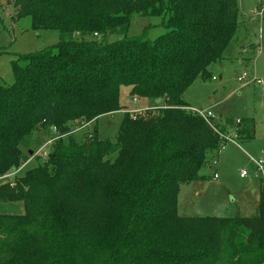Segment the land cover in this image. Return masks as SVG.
<instances>
[{"label":"trees","instance_id":"1","mask_svg":"<svg viewBox=\"0 0 264 264\" xmlns=\"http://www.w3.org/2000/svg\"><path fill=\"white\" fill-rule=\"evenodd\" d=\"M13 5L16 21L29 18L33 30L57 31L61 40L24 57L14 65V84L0 86V179L23 164L20 145L33 133L54 127L68 137L56 141L44 164L0 183V202L25 208L21 216L0 215V264H264L262 188L257 217L177 213L182 186L200 180L222 143L185 109L183 95L198 79H211L210 67L224 59L243 24L238 0ZM136 15L163 17L167 32L154 41L71 39L124 32ZM123 88H130L126 98L161 106L144 116L123 113L113 142L96 130L71 136L74 124L121 112ZM250 122L238 124L249 137ZM233 124L216 126L227 134Z\"/></svg>","mask_w":264,"mask_h":264},{"label":"rangeland","instance_id":"2","mask_svg":"<svg viewBox=\"0 0 264 264\" xmlns=\"http://www.w3.org/2000/svg\"><path fill=\"white\" fill-rule=\"evenodd\" d=\"M14 1L0 0V86L3 87L14 84L15 64H21L26 56L53 49L61 40L57 31L33 30L29 18L16 21ZM238 2L243 24L224 59L210 67L211 79L205 82L198 79L183 95L190 107L210 111L217 118L215 124L225 119L234 121L226 132L234 136L236 142H227L220 154H209L207 163L199 172L200 180L182 186L177 206L180 217L230 219L258 216L257 196L261 194L263 176L254 161L264 158V89L255 82H246L254 79L264 81V16L255 18L254 15L264 9V0ZM162 23L161 16L136 15L124 32H110L98 38L76 34L71 39L102 40L108 44L125 38L154 41L167 32ZM243 47L248 50L247 56L242 53ZM250 57H254L253 60ZM244 73L248 75L247 80L239 82L238 78ZM127 96L128 92H122L123 107ZM153 103L150 101L148 107L147 102L139 99L131 108L147 109ZM151 113L147 111L141 115ZM123 118L124 114L117 112L103 115L86 127L74 124L71 136L81 140L96 130L100 140L113 142ZM242 119L251 121L252 136H248L247 126L239 129L236 124ZM67 137H58L54 127L27 137L20 145L23 164L11 169L8 174L13 176L9 180H0V183L14 182L15 178L44 164L56 141L62 139L67 143ZM243 171L246 176L242 175ZM24 213L22 202H0V215L21 216Z\"/></svg>","mask_w":264,"mask_h":264},{"label":"built area","instance_id":"3","mask_svg":"<svg viewBox=\"0 0 264 264\" xmlns=\"http://www.w3.org/2000/svg\"><path fill=\"white\" fill-rule=\"evenodd\" d=\"M255 15V18L256 17H263L264 16V9H262L260 12H257L254 14ZM248 78V75L246 73H244L242 76H240L238 78V81L239 82H244L245 80H247ZM251 82H255L257 85H259L261 88L264 89V81L262 80H257V79H254V80H249L248 82L246 83H251ZM138 102V99L137 98H126L125 99V107L124 109L121 111L122 113H130L132 115H140V114H143L144 112H146L147 110H149L150 108H147V109H140V108H131V106L133 105H136ZM130 107V108H129ZM154 109V108H152ZM187 111L193 113L194 115H198L200 116L207 124L208 126H210V128H212V130L219 135V137L222 139V143L220 144V147L217 151L218 154H220L221 150L224 149L225 145L227 142H233L235 143L236 142V138L234 136H231L229 135L228 133L227 134H223L221 133L218 129H217V126L216 124L214 123V121H216V117L210 112V111H207V110H204V111H201L199 109H196V108H193V107H188V108H185ZM241 120H237L236 121V124H240ZM92 123H87V124H84L83 127H86L88 125H90ZM82 127V128H83ZM59 137V136H58ZM61 137V136H60ZM58 139V138H57ZM52 143V141H51ZM256 166H257V170L259 173L262 174L263 176V183H262V189L264 190V158L263 159H260L258 161H254ZM242 175L246 176V172H242ZM13 175L12 174H6L4 175L0 180H9ZM214 178L217 179L218 176L215 174L214 175ZM10 182H13V181H10Z\"/></svg>","mask_w":264,"mask_h":264},{"label":"crops","instance_id":"4","mask_svg":"<svg viewBox=\"0 0 264 264\" xmlns=\"http://www.w3.org/2000/svg\"><path fill=\"white\" fill-rule=\"evenodd\" d=\"M125 89H128V90H122V92H124V91H126V92H128V94L130 93V88H125ZM128 97V96H127ZM145 102H147V105H148V107H149V104L148 103H150V101H145ZM153 103V102H152ZM161 102L160 101H158V103L157 102H155V103H153V105L152 106H155V105H159ZM124 105V104H123ZM188 106H190V105H188ZM147 107V108H148ZM228 128L229 127H227V130H228ZM194 183V182H193ZM190 185V184H189ZM262 188V187H261ZM259 198H260V195H258L257 196V199L259 200Z\"/></svg>","mask_w":264,"mask_h":264}]
</instances>
